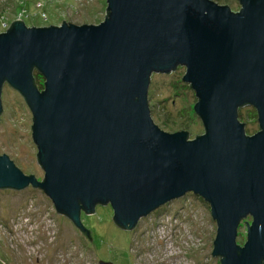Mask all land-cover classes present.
Masks as SVG:
<instances>
[{"label":"water","instance_id":"95a60500","mask_svg":"<svg viewBox=\"0 0 264 264\" xmlns=\"http://www.w3.org/2000/svg\"><path fill=\"white\" fill-rule=\"evenodd\" d=\"M239 4L233 13L209 0H106L97 26L14 21L0 33V96L7 84L31 112L41 179L1 155L0 189L41 190L87 237L80 214L97 205H109L114 224L129 231L192 193L216 224L211 256L264 264V0ZM177 67L204 128L194 139L162 132L150 118L151 76ZM248 109L257 115L253 136L238 121Z\"/></svg>","mask_w":264,"mask_h":264},{"label":"rangeland","instance_id":"374dc122","mask_svg":"<svg viewBox=\"0 0 264 264\" xmlns=\"http://www.w3.org/2000/svg\"><path fill=\"white\" fill-rule=\"evenodd\" d=\"M240 10L239 0H209ZM106 0H0V33L20 20L27 28L97 26L105 19ZM67 24V25H68ZM183 67L169 74H153L147 93L150 118L162 132H188V139L204 128L194 112L196 97L182 81ZM38 90L44 80L36 71ZM0 156H7L24 175L38 182L31 112L19 93L7 84L1 90ZM246 136L259 132L253 109L238 113ZM109 205H97L93 214H80L89 237L58 214L49 198L28 186L15 191L0 189V264H220L211 256L216 224L210 208L192 193L173 200L140 219L125 231L112 220ZM251 217L240 222L235 244L243 247ZM247 225V226H246Z\"/></svg>","mask_w":264,"mask_h":264},{"label":"trees","instance_id":"16d2710c","mask_svg":"<svg viewBox=\"0 0 264 264\" xmlns=\"http://www.w3.org/2000/svg\"><path fill=\"white\" fill-rule=\"evenodd\" d=\"M34 72H35V71H34ZM33 81H34V85H35V87L37 88V84H36L34 78H33ZM37 89H38V88H37ZM187 139H188V136H187Z\"/></svg>","mask_w":264,"mask_h":264},{"label":"flooded vegetation","instance_id":"af4514ba","mask_svg":"<svg viewBox=\"0 0 264 264\" xmlns=\"http://www.w3.org/2000/svg\"><path fill=\"white\" fill-rule=\"evenodd\" d=\"M245 107V106H244ZM243 108V107H242Z\"/></svg>","mask_w":264,"mask_h":264}]
</instances>
